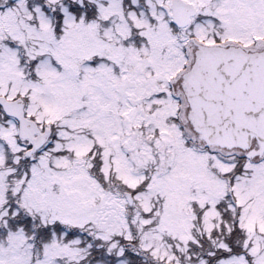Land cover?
Wrapping results in <instances>:
<instances>
[{
    "label": "snow or ice",
    "instance_id": "snow-or-ice-1",
    "mask_svg": "<svg viewBox=\"0 0 264 264\" xmlns=\"http://www.w3.org/2000/svg\"><path fill=\"white\" fill-rule=\"evenodd\" d=\"M0 264H264V0H0Z\"/></svg>",
    "mask_w": 264,
    "mask_h": 264
}]
</instances>
